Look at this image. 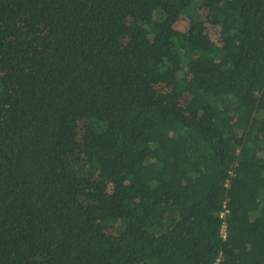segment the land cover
I'll return each instance as SVG.
<instances>
[{
	"label": "trees",
	"instance_id": "16d2710c",
	"mask_svg": "<svg viewBox=\"0 0 264 264\" xmlns=\"http://www.w3.org/2000/svg\"><path fill=\"white\" fill-rule=\"evenodd\" d=\"M263 92L264 0H0V264H264Z\"/></svg>",
	"mask_w": 264,
	"mask_h": 264
},
{
	"label": "rangeland",
	"instance_id": "374dc122",
	"mask_svg": "<svg viewBox=\"0 0 264 264\" xmlns=\"http://www.w3.org/2000/svg\"><path fill=\"white\" fill-rule=\"evenodd\" d=\"M179 25L182 29L185 30L187 26V20L185 19L182 20ZM213 37L218 38V29L213 26H208V28L201 37V42L206 44L207 42L210 41V38L212 39ZM133 42L137 45H143L146 44L148 40L145 35L138 34L133 37ZM263 96H264V92H263Z\"/></svg>",
	"mask_w": 264,
	"mask_h": 264
},
{
	"label": "built area",
	"instance_id": "2783aa9c",
	"mask_svg": "<svg viewBox=\"0 0 264 264\" xmlns=\"http://www.w3.org/2000/svg\"><path fill=\"white\" fill-rule=\"evenodd\" d=\"M225 225L223 226V235L225 236V234H226V230H225Z\"/></svg>",
	"mask_w": 264,
	"mask_h": 264
}]
</instances>
